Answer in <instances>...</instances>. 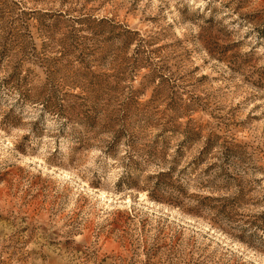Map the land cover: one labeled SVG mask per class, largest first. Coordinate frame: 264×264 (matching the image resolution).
Returning a JSON list of instances; mask_svg holds the SVG:
<instances>
[{
	"label": "rangeland",
	"instance_id": "rangeland-1",
	"mask_svg": "<svg viewBox=\"0 0 264 264\" xmlns=\"http://www.w3.org/2000/svg\"><path fill=\"white\" fill-rule=\"evenodd\" d=\"M0 264H264V0H0Z\"/></svg>",
	"mask_w": 264,
	"mask_h": 264
}]
</instances>
